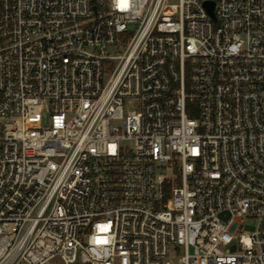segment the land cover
I'll return each instance as SVG.
<instances>
[{
	"label": "built area",
	"instance_id": "built-area-1",
	"mask_svg": "<svg viewBox=\"0 0 264 264\" xmlns=\"http://www.w3.org/2000/svg\"><path fill=\"white\" fill-rule=\"evenodd\" d=\"M0 264H264V0H0Z\"/></svg>",
	"mask_w": 264,
	"mask_h": 264
},
{
	"label": "rangeland",
	"instance_id": "rangeland-1",
	"mask_svg": "<svg viewBox=\"0 0 264 264\" xmlns=\"http://www.w3.org/2000/svg\"><path fill=\"white\" fill-rule=\"evenodd\" d=\"M174 1H176V0H174ZM108 50H109V53L112 55L120 54V52L114 47H111ZM123 51H124V47H122L121 53ZM159 171L165 172V170H163V169H160ZM244 225H245V229L247 231H252V230H254L255 220H246V221H244ZM175 262H177V261H175Z\"/></svg>",
	"mask_w": 264,
	"mask_h": 264
},
{
	"label": "water",
	"instance_id": "water-1",
	"mask_svg": "<svg viewBox=\"0 0 264 264\" xmlns=\"http://www.w3.org/2000/svg\"><path fill=\"white\" fill-rule=\"evenodd\" d=\"M204 5H205L208 13L210 14V16H212L214 18V3L211 1H206Z\"/></svg>",
	"mask_w": 264,
	"mask_h": 264
}]
</instances>
